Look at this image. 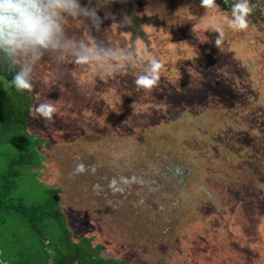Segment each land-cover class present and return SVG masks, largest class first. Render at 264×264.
<instances>
[{
    "label": "rangeland",
    "instance_id": "obj_1",
    "mask_svg": "<svg viewBox=\"0 0 264 264\" xmlns=\"http://www.w3.org/2000/svg\"><path fill=\"white\" fill-rule=\"evenodd\" d=\"M170 7L160 1L147 12ZM166 20L135 43L163 65L151 91L136 86L139 66L101 78L45 54L25 119L45 140L41 178L61 188L74 239L92 238L105 259L264 264V47L256 48L264 21L262 33L229 28L217 47L212 32L193 51L172 48V36L159 42L163 29L181 23ZM114 22L103 32L85 19L98 42L130 45ZM66 33L79 39L83 28ZM40 103L56 106L52 121L36 111Z\"/></svg>",
    "mask_w": 264,
    "mask_h": 264
},
{
    "label": "trees",
    "instance_id": "obj_2",
    "mask_svg": "<svg viewBox=\"0 0 264 264\" xmlns=\"http://www.w3.org/2000/svg\"><path fill=\"white\" fill-rule=\"evenodd\" d=\"M18 70L0 61V264H124L92 238L74 239L61 188L41 178L45 140L25 127L30 92L3 86Z\"/></svg>",
    "mask_w": 264,
    "mask_h": 264
},
{
    "label": "clouds",
    "instance_id": "obj_3",
    "mask_svg": "<svg viewBox=\"0 0 264 264\" xmlns=\"http://www.w3.org/2000/svg\"><path fill=\"white\" fill-rule=\"evenodd\" d=\"M225 3L232 5L230 17L224 18L228 28L246 31L255 4L252 0H225ZM201 5L206 9L218 6L216 0H201ZM84 18L99 28L96 10L82 6L80 0H0V61L9 69L19 66L11 81L3 80V86L21 93L31 92L35 68L45 54L57 65H87L101 78L123 74L130 67L139 66L137 88L151 91L158 85L163 67L160 60L142 57L135 42L123 47L98 42L90 34ZM70 25L83 28L79 39L67 35L66 27ZM210 28L219 33L215 44L220 47L225 39L224 26L215 24ZM36 111L45 120L52 121L57 108L40 103ZM77 171H84V165H78Z\"/></svg>",
    "mask_w": 264,
    "mask_h": 264
},
{
    "label": "flooded vegetation",
    "instance_id": "obj_4",
    "mask_svg": "<svg viewBox=\"0 0 264 264\" xmlns=\"http://www.w3.org/2000/svg\"><path fill=\"white\" fill-rule=\"evenodd\" d=\"M160 1L172 7L163 10V12H147L153 4L160 5ZM80 2L82 6L96 10L100 18L101 27L104 29H102L103 32H107V29L110 28L109 26L115 23L114 21L118 22L117 32L119 34L130 33V44L136 43L138 39L144 40L145 33L157 34V25H167L166 16L168 19L180 21L181 23L176 28L166 27V29H163L164 33L160 36L159 42L162 43L164 38L172 36L175 39L170 41L172 48L174 46L179 50L182 47H189L193 51L196 46H201L202 42L210 39L213 36L212 32L218 33L210 28L215 24H222L225 28V36H228L229 28L224 18L230 17L232 6L231 3H225V0H216L218 6L208 9L201 5V0H80ZM252 3L255 4V8L250 16V23L253 20L254 25H251L248 31L259 34L262 33L260 21H264V0H252ZM173 8L175 11L178 8L180 12L173 13ZM116 13L118 14L117 18ZM258 19L260 20L258 21ZM172 22L175 23V21ZM256 22L257 24L255 25ZM90 27L91 30L96 28L92 26V23ZM148 30L151 31L148 32ZM108 36L112 35L109 34ZM260 41L256 45L259 52L264 47V39ZM148 46L155 48L149 40L148 44H146V47ZM205 47H209L207 52L215 54V49L211 51V47L207 44H205ZM207 61L211 62L213 59Z\"/></svg>",
    "mask_w": 264,
    "mask_h": 264
}]
</instances>
